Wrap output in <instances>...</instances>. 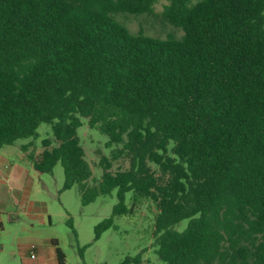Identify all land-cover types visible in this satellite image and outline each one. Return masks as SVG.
<instances>
[{
    "label": "trees",
    "instance_id": "16d2710c",
    "mask_svg": "<svg viewBox=\"0 0 264 264\" xmlns=\"http://www.w3.org/2000/svg\"><path fill=\"white\" fill-rule=\"evenodd\" d=\"M157 2L0 0V148L49 123L54 146L20 145L39 174L60 163L62 189L75 185L83 205L116 189L94 240L150 199L160 264H264V0H166L178 37L117 19L154 15ZM82 118L126 169L102 156L88 182Z\"/></svg>",
    "mask_w": 264,
    "mask_h": 264
},
{
    "label": "rangeland",
    "instance_id": "374dc122",
    "mask_svg": "<svg viewBox=\"0 0 264 264\" xmlns=\"http://www.w3.org/2000/svg\"><path fill=\"white\" fill-rule=\"evenodd\" d=\"M166 0H158L154 15H117V19L132 33L165 38L167 35L180 36L182 30L174 27L161 16ZM37 137L21 138L17 142L32 141V148L40 152L43 139H50L55 145L49 123L42 122L37 127ZM77 136L83 146L85 158L92 169L89 183L97 182L102 173L100 158L105 156L110 161V170L126 169L127 158L111 159V149L105 146L106 135L97 128H91L87 120L77 128ZM155 171L156 167L152 166ZM40 181L33 189L30 200L45 203L48 215L45 225L36 223L33 227L28 217L22 213L3 216L0 228V264H58L54 245L50 239H56L65 254V264H119L125 257L141 256L139 263L160 264L153 243V223L157 207L150 199H142L132 213L113 215V225L103 231L94 240V226L102 219L112 215L113 205L117 202L116 189L110 194L99 195L94 201L83 205L77 187L62 189L64 174L60 163L51 172L39 174ZM45 184V187H43ZM125 205L131 206L130 193L126 194ZM186 220L180 222V227ZM42 257L30 260L31 247ZM48 253L50 255L48 256Z\"/></svg>",
    "mask_w": 264,
    "mask_h": 264
},
{
    "label": "crops",
    "instance_id": "0c3cea01",
    "mask_svg": "<svg viewBox=\"0 0 264 264\" xmlns=\"http://www.w3.org/2000/svg\"><path fill=\"white\" fill-rule=\"evenodd\" d=\"M21 144L25 143L16 142L0 148V228L5 215H15L16 218H20V214L24 213L31 227L36 223L45 225V216L48 215L45 203L40 204L30 200V195L37 186L36 181L39 182L40 178L27 158V151L32 147L23 151L20 148ZM35 153L39 152L35 151ZM30 256H32L30 260L42 257L36 251L31 255V250Z\"/></svg>",
    "mask_w": 264,
    "mask_h": 264
},
{
    "label": "built area",
    "instance_id": "2783aa9c",
    "mask_svg": "<svg viewBox=\"0 0 264 264\" xmlns=\"http://www.w3.org/2000/svg\"><path fill=\"white\" fill-rule=\"evenodd\" d=\"M35 251H36V250H35V247L32 246V247H31V255H34V254H35Z\"/></svg>",
    "mask_w": 264,
    "mask_h": 264
}]
</instances>
